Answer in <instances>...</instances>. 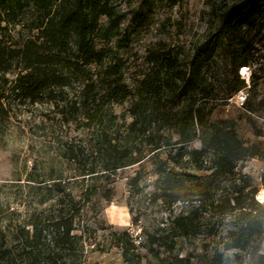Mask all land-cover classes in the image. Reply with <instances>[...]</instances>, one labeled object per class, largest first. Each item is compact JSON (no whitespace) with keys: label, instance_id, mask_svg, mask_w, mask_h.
I'll return each instance as SVG.
<instances>
[{"label":"rangeland","instance_id":"1","mask_svg":"<svg viewBox=\"0 0 264 264\" xmlns=\"http://www.w3.org/2000/svg\"><path fill=\"white\" fill-rule=\"evenodd\" d=\"M243 1L110 0L118 28L107 39L99 34L91 37L105 55L101 64L90 67L94 79L113 65L133 90L146 78L162 86L158 97L149 100L148 112L137 125L133 126L132 114L137 99L107 106L105 112L117 116L112 133L118 141L134 144L140 159L113 175H89L90 164L97 160L89 157L82 165L65 155L69 146L88 151L93 144L83 116L62 109L63 104L78 100V88L56 89L67 100L57 106L48 98L24 101L10 85L6 87L1 99L5 113L0 117V247L3 240L14 243L17 237L23 238L21 232L32 236L51 222L59 208L57 197L52 198L53 184L62 182L65 192L82 204L75 224L74 234L79 238L74 264H125L121 249L124 233L133 240L143 264H158L159 260L151 251L148 234L163 238L162 245H155L154 250L164 260L179 257L193 264H207L214 256L225 255L230 258L228 264H248L247 255L239 253L236 257L237 251H224L229 233L241 221L240 211H227L235 190L244 188L249 194L257 189L256 197L264 199V14L254 26L231 32L229 39L220 33L224 14ZM0 13V40L4 44L21 46L37 37L34 25L42 12L36 0H0ZM232 39L253 47L249 71H238L246 84L242 90L248 94L245 106L237 105L231 93L236 88L230 57ZM154 52L176 58L177 68L186 71L188 78L194 76L196 86L190 85L187 94L198 93L206 111L211 110L209 122H231L247 145L257 146L258 156L237 161L229 172L226 166H216L214 149L203 150L201 141L195 140L185 145L189 154L182 157L181 145L175 144L179 136L173 128L162 126L157 116L166 109L176 113L184 108L187 101L174 96L178 86L185 83L176 80L174 85L167 69L149 60ZM18 72L15 67L8 73L10 82ZM162 170H173L182 177L206 175L210 196L173 206L155 200ZM261 208L264 211V204ZM261 213L258 217L264 223ZM181 217L190 218L192 232L181 233L176 224ZM48 234L42 232L40 244L44 248L52 235ZM258 242L264 254V229Z\"/></svg>","mask_w":264,"mask_h":264},{"label":"trees","instance_id":"2","mask_svg":"<svg viewBox=\"0 0 264 264\" xmlns=\"http://www.w3.org/2000/svg\"><path fill=\"white\" fill-rule=\"evenodd\" d=\"M36 5L42 12V17L34 25L38 30L36 38H30L21 46L14 47L0 40V117L5 113L1 99L8 85L10 90L18 93L24 101L37 102L48 98L57 106L67 100L58 94L56 89L76 87L79 91L78 100L63 104L62 109L70 115L83 116V125L90 130L93 144L88 151L85 147L74 150L69 146L66 157L82 165L87 164L89 157L97 160L96 163L90 164L88 170V174L92 176H98L100 173L113 175L120 169L139 163L136 146L129 141H118L112 133L117 116L105 111L111 104H121L135 98L137 101L132 114L135 117L133 126L137 125L140 117L148 112L149 100L158 97L162 86H156L146 78L133 90L124 83L113 65L106 66L103 75H98L97 80L94 79L90 67L101 64L105 55L97 50L91 37L99 34L103 39H107L118 28V19L110 0H36ZM263 14L264 0H244L242 4L224 14L220 33L229 39L231 32H236L244 26H254ZM2 21L0 13V22ZM233 42L235 40H229L230 45H233L230 57L236 81L232 96L246 87L245 80L240 77L238 71L249 67L253 50L252 45L245 41ZM149 60L166 68L174 85L176 80L185 83L178 86V94L174 96L187 101L184 108L176 113L171 108L166 109L157 116L162 126L173 128L179 136V141L175 144L181 145L179 152L182 157L189 154L185 145L195 140L201 141L203 150L207 147L214 149L216 166H226L229 172L235 169L237 161L258 156L257 146L247 145L231 122H209L211 110L206 111V104L200 102L198 93L187 94L190 85L196 86L194 76L186 77L187 72L177 68L176 58L154 52L149 56ZM15 67L19 68V72L16 79L10 82L7 75ZM167 83L170 86V82ZM195 153L197 152L190 154ZM159 173L163 179L159 180L153 196L155 200H161L168 206L178 202L201 201L210 196L209 185L204 181L207 179L206 175L186 174L182 177L173 170H162ZM137 181L138 177L134 179L135 187L138 186ZM61 183L53 184L55 194L52 198L57 197L59 208L51 222L42 230L35 231L32 236L21 232L23 238L17 237L14 243L3 240L0 247V264H74L73 256L79 238L74 234L75 224L82 204L76 201L72 194L66 193ZM257 193L258 190L253 189L249 194H245L244 188H238L234 192L233 202H228L227 211H240L241 221L229 233L228 240L224 243V251H237L236 257H240V254L247 255L248 264H264V254L258 242V237L264 229V223L258 214L262 212L264 216V211L262 204L256 199ZM85 196L89 199L88 193ZM189 221V217L176 219L182 234L192 232L193 226ZM44 231H47L48 235L52 234L45 248L40 244ZM147 240L151 251L157 253L158 264H193L179 257L172 260L161 259L154 246L162 245L163 238L148 234ZM132 241L129 234H123V261L125 264H143L142 256L136 252ZM229 261L228 256H214L207 264H228Z\"/></svg>","mask_w":264,"mask_h":264},{"label":"built area","instance_id":"3","mask_svg":"<svg viewBox=\"0 0 264 264\" xmlns=\"http://www.w3.org/2000/svg\"><path fill=\"white\" fill-rule=\"evenodd\" d=\"M243 69L244 68H241L242 71ZM234 99L236 100L237 105L244 106V104L248 99L247 91L246 90L240 91L235 95ZM256 199L258 200L259 203L264 204V199L260 198L259 196H257Z\"/></svg>","mask_w":264,"mask_h":264},{"label":"bare ground","instance_id":"4","mask_svg":"<svg viewBox=\"0 0 264 264\" xmlns=\"http://www.w3.org/2000/svg\"><path fill=\"white\" fill-rule=\"evenodd\" d=\"M243 71H245V72H248L249 70H248V68H247V67H244ZM261 195H262V196H264V191L262 192V194H261Z\"/></svg>","mask_w":264,"mask_h":264}]
</instances>
